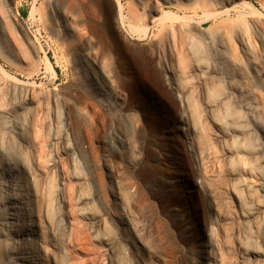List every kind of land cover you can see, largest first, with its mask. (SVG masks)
<instances>
[{
    "label": "rangeland",
    "instance_id": "1",
    "mask_svg": "<svg viewBox=\"0 0 264 264\" xmlns=\"http://www.w3.org/2000/svg\"><path fill=\"white\" fill-rule=\"evenodd\" d=\"M0 212L8 264H264V0H0Z\"/></svg>",
    "mask_w": 264,
    "mask_h": 264
},
{
    "label": "bare ground",
    "instance_id": "2",
    "mask_svg": "<svg viewBox=\"0 0 264 264\" xmlns=\"http://www.w3.org/2000/svg\"><path fill=\"white\" fill-rule=\"evenodd\" d=\"M119 18H120V20L124 19V17L120 14V9H119ZM128 27L131 29L132 32L138 31V28H137L136 24L134 25L131 21L128 22ZM134 28L136 30H133ZM45 62H46V70L53 74L54 73V69H53L52 64H51V62H50V60L48 59L47 56H46V61ZM93 74H95V73H93ZM93 77H94L95 81H97V83L99 84L100 83V78L98 76H96V75H93ZM185 129L186 128H182L181 130L184 131ZM173 148H176V146H173ZM5 211H7L8 214L16 215V217L19 218V219L22 217L21 216L22 215L21 209L20 208L18 209L17 206L14 205V204H11V205H8L7 207H5ZM9 219H11V215L5 216L4 214L2 215L1 212H0V262H1V264H8L5 261L7 259L6 257H7L8 246H9V243H8V238H9V234H10L9 231H10V227L12 225V224H10ZM13 225L17 227V226H19V223L14 222ZM28 227L29 228L31 227L30 223H29ZM28 230L30 232H32V229H28ZM29 240L32 241V238H29Z\"/></svg>",
    "mask_w": 264,
    "mask_h": 264
}]
</instances>
